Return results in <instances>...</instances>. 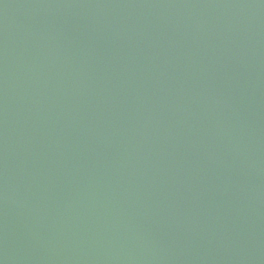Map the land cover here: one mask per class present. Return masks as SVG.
I'll return each mask as SVG.
<instances>
[{"label": "water", "instance_id": "1", "mask_svg": "<svg viewBox=\"0 0 264 264\" xmlns=\"http://www.w3.org/2000/svg\"><path fill=\"white\" fill-rule=\"evenodd\" d=\"M0 264H264V0H0Z\"/></svg>", "mask_w": 264, "mask_h": 264}]
</instances>
